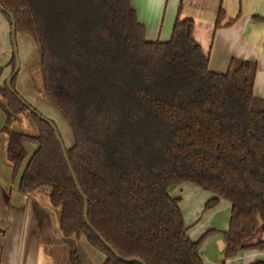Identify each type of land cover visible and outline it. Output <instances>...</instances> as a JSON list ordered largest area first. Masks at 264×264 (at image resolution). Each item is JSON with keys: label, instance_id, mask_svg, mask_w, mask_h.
<instances>
[{"label": "trees", "instance_id": "1", "mask_svg": "<svg viewBox=\"0 0 264 264\" xmlns=\"http://www.w3.org/2000/svg\"><path fill=\"white\" fill-rule=\"evenodd\" d=\"M38 47L43 88L70 127L67 157L89 201L92 228L124 259L145 264H203L172 190L192 184L231 205L225 260L264 252V99L254 95L257 63L233 59L225 74L209 69L195 23L178 19L168 42H149L131 0H0ZM1 13V12H0ZM11 25V18L1 13ZM226 17L220 7L215 27ZM231 21L227 26H231ZM13 71L16 60L12 58ZM12 82L13 89L16 82ZM7 154L15 174L36 145L19 193L51 189L64 238H84L117 260L89 229L54 131L32 115L36 137L11 129L28 113L8 90ZM70 264H83L77 252ZM136 264V263H132ZM253 264H264L256 262Z\"/></svg>", "mask_w": 264, "mask_h": 264}, {"label": "crops", "instance_id": "2", "mask_svg": "<svg viewBox=\"0 0 264 264\" xmlns=\"http://www.w3.org/2000/svg\"><path fill=\"white\" fill-rule=\"evenodd\" d=\"M131 1L139 22L145 27L149 42H168L177 20L191 19L195 23L194 39L209 58L211 72L227 73L233 59L257 63L254 95L264 99V0ZM220 7L226 17L222 27L216 29ZM231 21H235L234 24L227 26ZM0 30V103H3L1 90L12 71V46L9 25L2 17ZM18 37L24 39L20 46L18 44L22 59L20 73H23L18 75L15 88L39 111L41 106L52 104L44 92L38 51L30 36ZM40 83L42 89L39 88ZM6 124V113L0 108V264H70V252H77L83 264H104L105 257L84 238L63 237L60 231L61 209L51 204L49 187H41L27 195L19 193L22 176L37 146L24 144L27 156L15 174L14 164L7 154L9 136L5 132ZM11 129L23 135H38L37 126L28 113L18 115ZM67 135L73 141L72 134L67 132ZM171 194L181 200L180 208L192 241H198L207 232H216L205 239L211 241L207 253L201 246L203 264L264 262V252L260 251H245L233 259L225 260L223 234L228 231L229 225L221 231L215 218L222 208H228L231 214L230 203L222 199L215 209L205 214V205L215 197L214 194L192 184H181ZM203 213L207 215L204 222L200 217ZM258 241L264 242V234H258L253 242Z\"/></svg>", "mask_w": 264, "mask_h": 264}, {"label": "water", "instance_id": "3", "mask_svg": "<svg viewBox=\"0 0 264 264\" xmlns=\"http://www.w3.org/2000/svg\"><path fill=\"white\" fill-rule=\"evenodd\" d=\"M0 12L3 14L8 15L11 18V41H12V46H13V52H14V56H15V60H16V68L14 70V72L10 75V77L8 78L6 85L8 90L11 92V94L23 105L25 106L29 112L31 114H33L35 117H37L39 120H41L42 122L46 123L55 133L56 139L59 143V145L62 148V151L64 153L65 156V160L68 164L70 173L72 175V178L75 182V186L76 189L79 193V195L81 196L82 200L84 201V219L86 224L88 225L89 229L97 236V238L100 240V242L111 252V254L120 262H123L125 264H132V263H136V264H145L143 261L139 260V259H124L123 257H121L115 250L114 248L108 244L104 238L98 233L96 232L88 219V212H89V201L87 199V197L84 195L81 187L79 186L78 180H77V176L74 173L72 166L69 162V159L67 157V148L64 144L63 139L61 138V135L59 133V130L57 129V126H55V124L48 120L47 118L41 116L39 114V112H37L35 109H33L16 91L13 90V86H12V81L13 79L19 74L20 68H21V61H20V57H19V52H18V47H17V42H16V38H17V25H16V21L13 19L12 15L5 9L3 8V6L0 3Z\"/></svg>", "mask_w": 264, "mask_h": 264}, {"label": "rangeland", "instance_id": "4", "mask_svg": "<svg viewBox=\"0 0 264 264\" xmlns=\"http://www.w3.org/2000/svg\"><path fill=\"white\" fill-rule=\"evenodd\" d=\"M0 17L3 18L1 13H0ZM1 34H2V30H0V36H1ZM22 35H25V34H22ZM23 40L24 39L18 37L17 43L19 44V46H20L21 41L23 42ZM36 48H37V46H36ZM20 52H21V50H20ZM20 59H21V55H20ZM21 63H22V59H21ZM22 73H23V71H22ZM22 73H19L20 76H21ZM37 74H38V76H40V73H37ZM39 88L42 89V84L41 83L39 84ZM25 99H27L26 101L30 104L31 101L28 98H25ZM38 112L43 117L47 118L48 120H51L55 124V126H57V129L59 130V133L61 135V138L64 141V144H65L66 148H70L71 147L70 145H72L73 141H70L71 139L69 137H67L68 136L67 132L71 133V130L69 128L67 120L62 116V114L55 107H53L52 105H48L47 107H42L41 106V109ZM225 202H227L229 204L228 201L225 200ZM204 213L205 214H209L208 211H206V210H204ZM204 213L200 216L202 222H204V220H205V218L207 216V215H204ZM229 214H230V212L228 211V208H222L220 210V212L217 213V215H216L215 219L219 222V229H221V231H223V229H225L224 227H226V225H227V227L229 225L228 224L229 223V218H230ZM215 233L216 232L213 231L210 235H208V237L213 235V234H215ZM209 243H211V241H205L204 240V242L202 244L203 247L205 248V252L206 253H207V250H208V244ZM212 248L213 247H211V249ZM212 250H214V249H212Z\"/></svg>", "mask_w": 264, "mask_h": 264}, {"label": "flooded vegetation", "instance_id": "5", "mask_svg": "<svg viewBox=\"0 0 264 264\" xmlns=\"http://www.w3.org/2000/svg\"><path fill=\"white\" fill-rule=\"evenodd\" d=\"M9 25V24H8ZM26 35V34H25ZM18 36L19 35H17V38H18ZM9 37H10V41H11V25H9ZM17 38H16V42H17ZM11 46H12V41H11ZM37 46V45H36ZM17 47H18V52H19V46H18V43H17ZM37 51H38V47H37ZM38 55H39V53H38ZM13 56H14V52H13V46H12V57H11V60H12V58H13ZM19 57H20V53H19ZM14 58H15V56H14ZM39 59H40V57H39ZM20 61H21V59H20ZM11 67H12V71H11V74L14 72L13 71V66H12V61H11ZM15 68H16V66H15ZM15 70V69H14ZM20 70H21V68H20ZM19 73H20V71H19ZM10 74V75H11ZM19 75V74H18ZM18 75L15 77V78H18ZM10 77V76H9ZM14 78V79H15ZM13 79V80H14ZM8 80V79H7ZM16 81H17V79H16ZM7 82V81H6ZM13 82V81H12ZM6 85V84H5ZM4 85V86H5ZM15 85H16V82H15ZM15 85H14V91H16V88H15ZM13 86V85H12ZM6 87H7V85H6ZM17 92V91H16ZM18 93V92H17ZM19 94V93H18ZM20 95V94H19ZM21 96V95H20ZM22 97V96H21ZM23 98V97H22ZM25 101H26V99L25 98H23ZM27 102V101H26ZM28 103V102H27ZM29 104V103H28ZM30 105V104H29ZM31 106V105H30ZM33 109H35L33 106H31ZM36 110V109H35ZM29 111V110H28ZM37 112H38V110H36ZM28 114L30 115V116H32L33 114H31L30 112H28ZM40 114V113H39ZM41 115V114H40ZM42 116V115H41ZM33 119V118H32ZM51 121V120H50Z\"/></svg>", "mask_w": 264, "mask_h": 264}]
</instances>
